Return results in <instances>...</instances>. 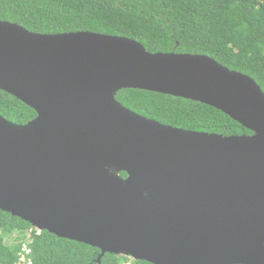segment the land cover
Returning <instances> with one entry per match:
<instances>
[{"label":"water","instance_id":"water-1","mask_svg":"<svg viewBox=\"0 0 264 264\" xmlns=\"http://www.w3.org/2000/svg\"><path fill=\"white\" fill-rule=\"evenodd\" d=\"M124 89L201 103L251 134L160 124L118 103ZM0 91L36 113L0 116V211L98 249L97 264H264V93L247 75L125 37L0 21Z\"/></svg>","mask_w":264,"mask_h":264},{"label":"trees","instance_id":"trees-1","mask_svg":"<svg viewBox=\"0 0 264 264\" xmlns=\"http://www.w3.org/2000/svg\"><path fill=\"white\" fill-rule=\"evenodd\" d=\"M0 21L29 32H92L125 37L149 53L204 55L253 79L264 93V0H0ZM116 100L130 111L173 128L224 137L250 135L222 112L198 102L124 89ZM0 116L24 125L36 113L0 91ZM125 178L124 173L120 174ZM0 211V264H17L29 239L31 264H97L100 251ZM14 235L12 243L6 238ZM10 240V239H9ZM149 264L105 254L100 264Z\"/></svg>","mask_w":264,"mask_h":264},{"label":"built area","instance_id":"built-area-1","mask_svg":"<svg viewBox=\"0 0 264 264\" xmlns=\"http://www.w3.org/2000/svg\"><path fill=\"white\" fill-rule=\"evenodd\" d=\"M33 232H35L36 235H39L41 233V230L32 227V229H30L27 232V237H30ZM28 244H29V239H25L21 245V253L19 255L17 264H31V260L28 257L30 255V249L28 247ZM124 264H132V263L127 262Z\"/></svg>","mask_w":264,"mask_h":264},{"label":"rangeland","instance_id":"rangeland-1","mask_svg":"<svg viewBox=\"0 0 264 264\" xmlns=\"http://www.w3.org/2000/svg\"><path fill=\"white\" fill-rule=\"evenodd\" d=\"M13 237H14V235H11V236L7 237V238H6V242H7V243L10 242L9 244H11L12 241H13V240H12ZM9 239H10V240H9Z\"/></svg>","mask_w":264,"mask_h":264}]
</instances>
